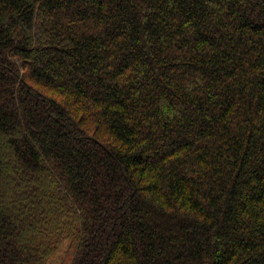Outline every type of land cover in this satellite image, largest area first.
Here are the masks:
<instances>
[{
	"label": "trees",
	"instance_id": "1",
	"mask_svg": "<svg viewBox=\"0 0 264 264\" xmlns=\"http://www.w3.org/2000/svg\"><path fill=\"white\" fill-rule=\"evenodd\" d=\"M264 264V0H0V264Z\"/></svg>",
	"mask_w": 264,
	"mask_h": 264
},
{
	"label": "rangeland",
	"instance_id": "2",
	"mask_svg": "<svg viewBox=\"0 0 264 264\" xmlns=\"http://www.w3.org/2000/svg\"><path fill=\"white\" fill-rule=\"evenodd\" d=\"M78 241L72 239L64 240L55 253L49 258L47 264H72Z\"/></svg>",
	"mask_w": 264,
	"mask_h": 264
}]
</instances>
